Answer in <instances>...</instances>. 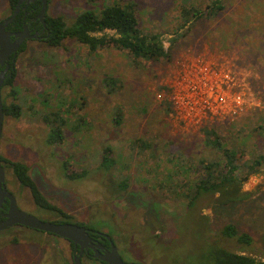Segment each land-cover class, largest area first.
Here are the masks:
<instances>
[{
  "label": "rangeland",
  "instance_id": "374dc122",
  "mask_svg": "<svg viewBox=\"0 0 264 264\" xmlns=\"http://www.w3.org/2000/svg\"><path fill=\"white\" fill-rule=\"evenodd\" d=\"M212 1L48 0L47 16L68 25L85 10L132 2L140 30L161 34L168 58L133 61L113 47L91 53L73 39L58 47L24 44L13 63L12 86L1 89L3 103L20 109L17 119L4 116L0 138L6 188L20 210L43 222L65 220L34 204L9 162L28 168L46 200L70 217L67 223L111 237L125 264H215L216 248L264 262V159L242 183L240 199L194 194L210 165L225 164V151L241 166L264 156V0H221L216 15L209 14ZM10 14L7 0H0V21ZM192 55L231 68L257 106L237 118L185 127L164 84ZM54 113L66 120L64 140L47 145L44 117ZM205 130L216 133L221 149L207 143ZM106 147L114 160L109 172L99 169ZM124 179L128 187L121 191ZM228 224L251 243L223 236ZM0 264H73L72 246L14 226L0 232ZM82 264L101 263L83 258Z\"/></svg>",
  "mask_w": 264,
  "mask_h": 264
},
{
  "label": "trees",
  "instance_id": "16d2710c",
  "mask_svg": "<svg viewBox=\"0 0 264 264\" xmlns=\"http://www.w3.org/2000/svg\"><path fill=\"white\" fill-rule=\"evenodd\" d=\"M18 0H7L11 10L15 7ZM104 0H87L89 4H94ZM36 9V4L29 10ZM222 9L221 0H213L209 7V14L216 15ZM35 12H31L33 16ZM22 22V13L17 15L12 23L8 26L10 30H20ZM49 36L45 38V43L51 47H58L66 39H73L79 44L88 48L91 53L102 50L108 47L117 48L127 51L133 61L151 62L163 58H168V54L164 49V38L161 34L143 33L138 26V18L136 15L135 4L129 2L125 5L118 3H110L103 6L100 10L88 9L78 14L70 25H68L62 17H48ZM173 41V40H172ZM263 59H264V53ZM261 77L264 78V67L261 69ZM14 79V71L10 70L3 83V86H12ZM4 116L19 118L20 109L18 105L12 103L5 105L3 103ZM264 119V118H263ZM44 120L50 125L47 133V145H60L64 140L62 127L66 124V120L59 116V113H54L44 117ZM264 121V120H263ZM115 124H120V119H115ZM205 140L210 145H214L217 149H221L219 139L216 133L212 130H205ZM264 135V129H263ZM213 138V139H212ZM212 139V140H211ZM112 150L106 147L102 151V159L99 169L103 172H109L114 160L111 156ZM264 156L261 155L253 160L250 164L243 166L237 164L234 160V153L225 151V164L217 169L214 165L207 168L206 177L200 180L195 188V197L200 194H227L232 196V199H240V188L244 181L250 175L258 173V167L262 164ZM3 159L0 157V162ZM67 162L64 164L66 171ZM9 167L13 171L14 176L21 186L27 188L31 195L34 204L42 210L50 212H58L65 218L64 221L58 223H67L70 217L60 212L56 207L52 206L38 189L36 183L30 177L28 168L18 162H9ZM213 166V167H212ZM68 179L81 178L82 176H73L65 173ZM119 190L126 191L128 184L126 180H122L118 184ZM229 201V202H230ZM82 225V224H77ZM221 234L225 237L236 238L238 242L250 244L251 238L247 234H240L233 225H226ZM217 256L215 264H264L260 260L252 257L236 254L225 249L216 248ZM105 264V263H104Z\"/></svg>",
  "mask_w": 264,
  "mask_h": 264
},
{
  "label": "built area",
  "instance_id": "2783aa9c",
  "mask_svg": "<svg viewBox=\"0 0 264 264\" xmlns=\"http://www.w3.org/2000/svg\"><path fill=\"white\" fill-rule=\"evenodd\" d=\"M164 88L176 119L189 129L237 118L257 106L231 68L212 65L201 55L179 62Z\"/></svg>",
  "mask_w": 264,
  "mask_h": 264
},
{
  "label": "water",
  "instance_id": "95a60500",
  "mask_svg": "<svg viewBox=\"0 0 264 264\" xmlns=\"http://www.w3.org/2000/svg\"><path fill=\"white\" fill-rule=\"evenodd\" d=\"M18 4L12 14L0 21V67L5 66V71L10 66L11 62L14 63L21 45L29 39H36L38 34L30 35L26 28L17 33H9L5 29L12 23L18 13ZM41 12L39 17H43L47 11L48 0H40ZM11 37L14 40L11 41ZM4 83L3 74L0 77V138L2 134V126L4 121L3 101L1 89ZM8 201V211L3 215L4 220L0 221V232L5 231L14 226H21L24 228L43 232L45 234L54 235L72 243V245L79 249L78 254L73 256V264H82L81 255L84 249H91L93 252V259H97L105 264H125L119 255L111 237L104 235L105 239L110 242V250L103 251L101 244H91V239L84 226L70 223H57V222H43L36 217L28 214L17 207L14 196L8 191L5 184V169L0 162V208L2 203Z\"/></svg>",
  "mask_w": 264,
  "mask_h": 264
},
{
  "label": "flooded vegetation",
  "instance_id": "af4514ba",
  "mask_svg": "<svg viewBox=\"0 0 264 264\" xmlns=\"http://www.w3.org/2000/svg\"><path fill=\"white\" fill-rule=\"evenodd\" d=\"M18 1L16 3L15 7L13 8V10H11V14L15 10V8H16V6L18 4ZM35 4H36V9L34 8V9L29 10ZM47 8H48V6H47ZM18 10L19 11H18L17 15L22 13V22H21L20 30L13 31V30H10L9 27H7L5 30L7 32H9V33H17V32L23 31L24 28H26V30L28 31V33L30 35L38 34L36 39H29V40H36V41H40V42H45V38L49 36L50 32H49V26H48V22H47V18H48L47 11H46V13H45V15L43 17H41V18L39 17L40 12H41V2H40V0H22L20 5H19V7H18ZM31 12L32 13L35 12V14H33V16H31L30 15ZM10 39H11V41H13L14 37H11ZM29 40H26L21 45L20 49L18 50V53L22 50L24 44L27 41H29ZM10 70H13V63L11 62V58H10V66H9V68L6 71H5V66L0 67V77L3 74L4 81H5L6 77L8 75H10ZM8 206H9V204H8L7 200L2 203V206L0 208V221L4 220L3 215L7 213ZM80 226H84L86 228L87 233H88V235H89V237L91 239V244H95V245L96 244H101L103 246V251L102 252L110 250V242L108 240H106L105 237H104V235H107V234H103V233H101V232H99L97 230L89 228L86 225H80ZM111 240L114 243V240L112 238H111ZM67 242L72 246V259H73V256L78 254L79 249L78 248L75 249V247L72 245L71 242H69V241H67ZM92 256H93V252H92L91 249H89V248L88 249H84V251H83V253L81 255V262H82L83 258H89V259H92V260H96V261L100 262L101 264H104L103 262H101V261H99L97 259H93Z\"/></svg>",
  "mask_w": 264,
  "mask_h": 264
}]
</instances>
